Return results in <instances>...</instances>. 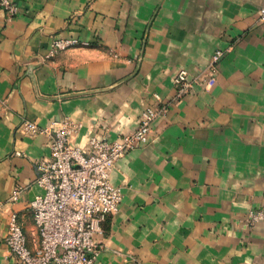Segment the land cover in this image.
<instances>
[{"label":"crops","instance_id":"0c3cea01","mask_svg":"<svg viewBox=\"0 0 264 264\" xmlns=\"http://www.w3.org/2000/svg\"><path fill=\"white\" fill-rule=\"evenodd\" d=\"M15 3L10 21L0 8V264H20L4 243L12 214L37 243L29 201L50 153L20 124L69 120L85 149L133 132L153 105L164 113L149 142L111 171L122 199L95 264H264V0ZM54 39L89 45L51 54ZM180 70L193 86L176 97Z\"/></svg>","mask_w":264,"mask_h":264},{"label":"built area","instance_id":"2783aa9c","mask_svg":"<svg viewBox=\"0 0 264 264\" xmlns=\"http://www.w3.org/2000/svg\"><path fill=\"white\" fill-rule=\"evenodd\" d=\"M15 1L0 0L7 21L18 13ZM260 19L264 20V8L260 9ZM77 45L89 43L54 39L51 54ZM224 54L222 50L212 54L208 77L216 74ZM192 86L188 73L180 70L174 78L176 97L184 96ZM163 113L164 108L150 106L133 132L114 140L92 136L85 149L72 142L78 126L69 120H63L56 129H42L23 121L19 131L48 136L50 153L35 162L34 185L40 193L29 201L37 243L29 244L17 216L12 214L4 237L10 256L20 264H95L102 248L96 237L103 233L102 225L116 213L122 199L120 188L111 183V171L120 158L149 142L153 124ZM20 192L17 186L10 199L17 200Z\"/></svg>","mask_w":264,"mask_h":264}]
</instances>
